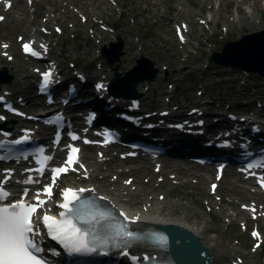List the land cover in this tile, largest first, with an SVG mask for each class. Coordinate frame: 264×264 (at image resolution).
<instances>
[{
  "label": "rangeland",
  "instance_id": "1",
  "mask_svg": "<svg viewBox=\"0 0 264 264\" xmlns=\"http://www.w3.org/2000/svg\"><path fill=\"white\" fill-rule=\"evenodd\" d=\"M250 1L251 3L253 2V0ZM49 2L52 4H46L47 7L56 8L53 12H51L54 16L53 22H51V29L52 25L55 23L60 25L63 29L62 33L59 35V41H61V44H58V46L55 47V53L58 54L61 50L65 55L70 54L69 49H75L78 52L79 47H76V36L71 37V32H79L80 38L83 39L86 35V31L89 33L88 26L90 25V22H81L80 15L82 13L87 15L91 21L94 18V14H98L104 20H108L111 23L113 31L116 35H121L124 39L126 37L134 43L131 53L127 54L123 59L126 63L133 64V56H136L137 53L140 52L150 58L158 59L156 57V49L158 47L170 48L169 55L167 56L169 63H162V61L159 60L158 65L164 67H167L166 65H168L167 74L170 78L174 76L179 77V79L174 82L177 93L175 98L177 99L182 98L180 93L181 89H183V91H189L191 94H194L195 90L198 88L203 89L204 91L206 90L204 96L205 98H207V92L213 89L218 91L217 93L213 91L215 95H231L232 91L224 89V87H226L225 83L220 80L217 81V78L215 77L207 79V84L205 85L206 87H201L197 84V82L199 83V78L205 76L206 74L201 73V69H204L200 66L201 60L198 62L196 60L199 56L208 57L211 51L229 39L233 40L244 33L264 29V0H261L263 8L259 11H253V19L249 18L251 15L249 14L251 12V8L245 3L242 4L243 12L247 13V18L241 20V22L245 21L243 26L232 25L233 17H243V14L236 9L234 4L229 3L225 5L220 3L221 5H218L219 0H213L211 3L206 2V0H107V2H104V0H77L76 3L72 0H49ZM122 4H124V6L121 7ZM64 8L69 10L68 14H64ZM120 8L123 9L122 14H120ZM76 10L79 11L72 15V13ZM33 13H35L36 18L40 20L47 17L46 15L43 17L39 16L41 13L40 7L35 8ZM13 14H16L15 11ZM132 16H134L135 19H133ZM149 17L155 19L156 22L149 26L151 31L147 32L145 27L146 23L149 21V19H147ZM207 18L209 22H200L203 20L205 21ZM63 19L64 22H62ZM143 19L146 22L144 24ZM181 20L187 21L190 27L193 28L190 33L189 42L183 46L175 42L172 30L173 24L179 23ZM252 21H255V23L252 24ZM40 23L41 22H39L38 25H40ZM221 26L228 29L227 37H223V33L220 29ZM27 29L28 28L25 25L22 28H16L13 22L6 20L5 24L0 25V36L9 38L13 42V47L16 48V33H26ZM257 33L261 35L263 32L260 31ZM109 35L110 34L107 32L102 34L104 41H107ZM141 36L145 37L144 44L137 42L138 38ZM206 36H209L210 42L206 41ZM246 37L247 38L244 40H252L250 38L255 37V33L247 34ZM1 44L2 42H0V46ZM140 45H142V47L139 49ZM85 46L86 44L84 43L83 48H85ZM184 54H189L188 59L184 56ZM165 56L166 55H163L164 58ZM174 56L177 57L178 63L174 62L176 60H174ZM60 60L62 62V66L67 68L68 61L73 60V58L68 57V59L65 60L63 55L60 57ZM15 61L17 66H22L21 63L23 61L20 56H17ZM4 63L5 65L7 64L6 62ZM13 64V62L9 63V65ZM26 67L29 71L31 70V68H28L29 66L26 65ZM196 67L198 68L195 69L197 73L195 75H189V69ZM178 69L182 72L179 74L172 72ZM14 73L16 77H23L26 70H15ZM184 76H187V79H185V81L180 80V78ZM16 77L13 76L10 83H13V81L17 79ZM27 80L29 79L27 78ZM165 80H167L166 77L163 81ZM32 83L33 81L30 83L20 81V83L18 85H14L13 88L15 91L19 92L26 89L28 84L32 85ZM221 88L223 90H221ZM163 89L164 88L159 85V82L150 84V91L153 93ZM194 98H196V96ZM234 103L235 101H233V104ZM179 175L183 176L189 174L180 173ZM123 178L124 177H122V179ZM144 181L145 178L141 177V179H138L135 182L133 181V183L144 184ZM230 186L231 185L228 184L226 180H223L219 185V191L222 194L229 193V191H232L230 190L232 189V186ZM174 193L175 195L170 194V197L167 198H176L180 199L182 202L189 203V209L186 210V212L189 213L190 219L200 220L202 217L203 219L209 218V230L206 233L207 235L215 234L217 229L222 234H225L223 237L225 240H228L229 246L240 248V251L238 252L233 253L230 251L228 252V255L224 254V257H226L225 264H232V260L238 261V259L243 260L242 264H252L253 262L264 264V254L262 253L263 249L253 251L250 248L251 241L245 238V233L240 228L238 230L237 226H228L227 229L229 232L226 233L223 229L225 227L223 216L214 210L215 203L211 205V209L206 207L205 202L210 203V201H208L209 193L207 191V180L199 181L197 179L196 182L189 181L186 185H178L176 186ZM215 253L218 254L217 250ZM246 258H248L249 261H246ZM258 258L259 260H257Z\"/></svg>",
  "mask_w": 264,
  "mask_h": 264
},
{
  "label": "snow or ice",
  "instance_id": "2",
  "mask_svg": "<svg viewBox=\"0 0 264 264\" xmlns=\"http://www.w3.org/2000/svg\"><path fill=\"white\" fill-rule=\"evenodd\" d=\"M10 7V5H8ZM3 17H0L2 20ZM181 40L183 37L181 36ZM43 47V46H42ZM25 52L35 56L38 53L33 51L29 44H24ZM51 72L43 74L42 87H47L50 83ZM102 85H97V88H102ZM3 98L0 97V100ZM9 111H13L11 106H8ZM19 114V113H17ZM5 119L0 115V120ZM10 135V134H5ZM71 139L76 140L79 137L71 135ZM30 140V135L26 131L25 134L15 140L10 141L11 144L20 145L27 143ZM89 143V141H85ZM6 142L0 140V148H5ZM70 155L65 162V167L52 169L54 174L65 173L67 165L75 163V154L79 149L69 146ZM43 152V149H41ZM27 159L28 157H24ZM9 159L8 156H0V160ZM50 161L52 157H44ZM41 163V161H37ZM264 166V165H262ZM248 169L255 167L252 164L246 166ZM11 170H7L10 173ZM36 171L43 173L44 169L39 168ZM56 176H53L55 180ZM38 181L27 180L25 183H36ZM7 180L0 181V264H47V261L41 255L43 248L37 242V237L41 235L37 223L34 222L33 216L37 206H40L44 201L39 200L41 193H36L37 204L26 203L23 198L16 202H8L11 193L5 190L4 184ZM130 183V181L128 182ZM215 187V186H213ZM45 193L50 196V188H45ZM91 190L80 189H64L61 193L63 202L58 204L59 219L50 216L47 213L42 217V225L46 233L52 239L56 240L61 247L69 254H88L98 253L106 246L119 248L120 253L126 257L131 255L134 262L140 260L135 254H131V247L140 237L128 228V217L124 213H119L123 217L124 222H118L116 217L106 211L92 210L93 203L82 197V193ZM28 195L25 190L23 196ZM99 199H104L103 197ZM254 235H256L254 233ZM143 259H149L144 257Z\"/></svg>",
  "mask_w": 264,
  "mask_h": 264
},
{
  "label": "bare ground",
  "instance_id": "3",
  "mask_svg": "<svg viewBox=\"0 0 264 264\" xmlns=\"http://www.w3.org/2000/svg\"><path fill=\"white\" fill-rule=\"evenodd\" d=\"M74 3L77 2V0H72ZM213 0H206V2L211 3ZM242 2H244L245 4H247L250 8H251V12L249 14H251L249 16L250 19H253V11L255 10H260L262 7L261 4V0H253V2L251 3L250 0H219V5H221L220 3H223L225 5L232 3L234 4V6L236 7L237 10H239V12H241L243 14L242 16H239L238 18H233L232 21L233 22H238L241 21L242 19H246L247 18V13L243 12V8H242ZM168 4V3H166ZM10 16V20L17 24L19 27H23V25L27 26L30 24V21L26 20V19H15L14 15H9ZM255 21H252V24H254ZM23 24V25H22ZM264 24V23H263ZM29 33L27 34V36L29 37H35L37 38L39 36V31H36V29L34 30H29ZM263 37H264V33H263ZM240 45V44H239ZM230 48L227 49L225 51L226 55H235V53L237 52L233 47L229 46ZM247 48H244V58L246 57V59L248 60H252V58L256 61H258V59L256 58V48H252L251 47V42L247 43L246 46ZM261 48L264 49V43L261 45ZM259 48V49H261ZM158 53V57L160 58L161 61H164V57L163 55L167 53V49H158L157 50ZM30 75H32L30 73ZM187 140L193 143V139L189 140L187 138H183L182 141ZM196 150V149H194ZM86 155L82 154V157H85ZM89 165H88V170H89V178L82 183L83 185H91L94 186L98 192L99 190L107 195H109L112 199H114L116 202L122 204L123 206L127 207L130 210H134V213H138L139 215H142L143 217H147L148 220L150 222L153 223H164V224H178L181 225L185 228H188L190 231H192L194 234H196L199 239L202 237L203 241H201L202 244L205 243V245H207L208 247H210L212 250L213 248H216V250L218 251V254L222 257L224 256V254L228 255V252L232 251L233 253L235 251H239V249L235 248V247H231L228 244V240H225V238L223 237V235L225 234H221L220 232H216V234L213 235H209L206 236V232L208 230V224H207V220L206 219H190L189 218V213L186 212V210L189 209V205L187 203H183V202H175V201H169V202H165L164 200H160V199H149L148 195H138L139 194V190H132L129 189V186H124L123 184H117L114 183L113 186H107L104 183H96L95 180V171L97 170V167H91V160L89 161ZM176 168H178V166H174ZM174 169V168H173ZM133 170V169H132ZM200 171H204L207 174H211L212 171L209 168L206 167H202L199 169ZM75 184L78 185V181H70L68 182V184ZM177 206L178 208H180V210L177 212L176 210H174V207ZM247 261V260H246ZM220 262H222V258L220 257H216L213 256V261L212 264H220Z\"/></svg>",
  "mask_w": 264,
  "mask_h": 264
},
{
  "label": "water",
  "instance_id": "4",
  "mask_svg": "<svg viewBox=\"0 0 264 264\" xmlns=\"http://www.w3.org/2000/svg\"><path fill=\"white\" fill-rule=\"evenodd\" d=\"M263 43H264V41L262 43L256 45V46H251L252 48H256V55H257L256 58L258 59V61L254 60L253 58H252V60H248V59H246V57L244 58V55H245L244 48H247V47H244V46H246L245 41H242L236 45H233V48H235V50L237 51L235 53V57L229 58V57H225V56H218V57H216V60L219 62H223V63H229V64H233V65H237V66H243V67L249 68V69H257L261 73L264 74V49L261 48V45ZM229 48H230L229 45H227L225 50H227ZM259 48H261V49H259ZM185 235L188 236V234H185ZM197 243L198 242L194 239V237L189 235V245L185 248V250L189 249L190 247H193L194 245H197Z\"/></svg>",
  "mask_w": 264,
  "mask_h": 264
}]
</instances>
